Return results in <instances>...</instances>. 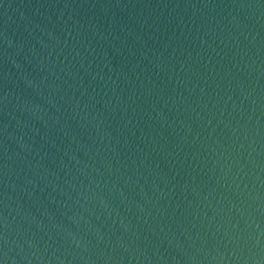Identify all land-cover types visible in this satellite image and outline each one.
I'll return each instance as SVG.
<instances>
[{
	"label": "water",
	"instance_id": "1",
	"mask_svg": "<svg viewBox=\"0 0 264 264\" xmlns=\"http://www.w3.org/2000/svg\"><path fill=\"white\" fill-rule=\"evenodd\" d=\"M0 264H264V0H0Z\"/></svg>",
	"mask_w": 264,
	"mask_h": 264
}]
</instances>
